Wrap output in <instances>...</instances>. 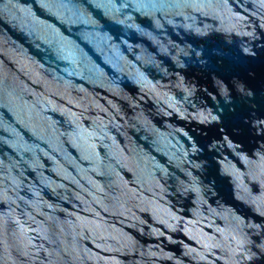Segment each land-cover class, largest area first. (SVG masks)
<instances>
[{
  "label": "water",
  "instance_id": "water-1",
  "mask_svg": "<svg viewBox=\"0 0 264 264\" xmlns=\"http://www.w3.org/2000/svg\"><path fill=\"white\" fill-rule=\"evenodd\" d=\"M0 264H264V0H0Z\"/></svg>",
  "mask_w": 264,
  "mask_h": 264
}]
</instances>
